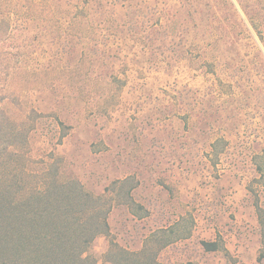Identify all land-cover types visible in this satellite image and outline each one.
Returning a JSON list of instances; mask_svg holds the SVG:
<instances>
[{"label": "rangeland", "instance_id": "rangeland-1", "mask_svg": "<svg viewBox=\"0 0 264 264\" xmlns=\"http://www.w3.org/2000/svg\"><path fill=\"white\" fill-rule=\"evenodd\" d=\"M32 1L44 15L23 13L13 30L22 101L70 130L59 143V126L43 119L31 159L62 156L64 176L94 194L134 178L147 215L120 207L108 218L128 251L184 218L191 236L162 263L264 264L246 192L264 153V0H117L93 22L75 16L86 0ZM217 140L224 151L211 167ZM259 198L264 209V188ZM218 238L225 252L202 250ZM107 248L94 242L98 264Z\"/></svg>", "mask_w": 264, "mask_h": 264}, {"label": "trees", "instance_id": "trees-1", "mask_svg": "<svg viewBox=\"0 0 264 264\" xmlns=\"http://www.w3.org/2000/svg\"><path fill=\"white\" fill-rule=\"evenodd\" d=\"M6 1L0 0V264H98L90 251L99 238L108 242L102 264H164L161 253L191 236L184 218L151 232L135 252L122 248L111 235L108 218L115 208H126L137 218L147 215L133 199L138 186L134 178L112 181L102 193L94 194L64 176L62 156L50 153L45 160L31 159L30 136L43 119L52 117L59 126V143L70 128L55 114H42L23 104L19 88L22 53L13 43L15 19L23 13L44 14L32 0ZM116 2L86 0L88 8L75 16L93 22L106 9H115ZM110 24L119 30L113 20ZM223 151L222 140L210 146L211 167ZM252 165L255 176L246 192L260 232L258 260H263L264 209L259 194L264 188V153L254 155ZM200 245L205 253L225 252L220 238Z\"/></svg>", "mask_w": 264, "mask_h": 264}]
</instances>
